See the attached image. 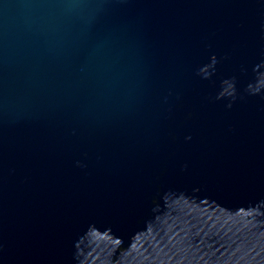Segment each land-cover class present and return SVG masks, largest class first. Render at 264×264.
I'll list each match as a JSON object with an SVG mask.
<instances>
[{
	"label": "water",
	"instance_id": "1",
	"mask_svg": "<svg viewBox=\"0 0 264 264\" xmlns=\"http://www.w3.org/2000/svg\"><path fill=\"white\" fill-rule=\"evenodd\" d=\"M0 264H264V0H0Z\"/></svg>",
	"mask_w": 264,
	"mask_h": 264
}]
</instances>
